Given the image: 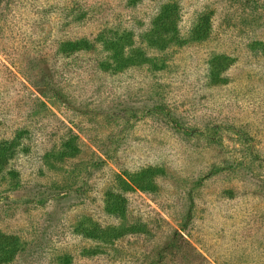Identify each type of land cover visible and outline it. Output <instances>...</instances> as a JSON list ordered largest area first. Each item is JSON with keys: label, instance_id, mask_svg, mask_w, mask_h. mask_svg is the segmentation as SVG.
<instances>
[{"label": "rangeland", "instance_id": "obj_1", "mask_svg": "<svg viewBox=\"0 0 264 264\" xmlns=\"http://www.w3.org/2000/svg\"><path fill=\"white\" fill-rule=\"evenodd\" d=\"M169 2L187 43L147 49ZM208 12L209 37L191 41ZM101 34H130L155 66L103 70ZM79 40L94 48L60 52ZM216 55L233 60L220 84ZM15 137L0 173L10 264H264V0H0V141ZM147 167L156 191L121 181ZM115 198L123 218L106 212ZM136 223L109 243L80 231Z\"/></svg>", "mask_w": 264, "mask_h": 264}, {"label": "trees", "instance_id": "obj_2", "mask_svg": "<svg viewBox=\"0 0 264 264\" xmlns=\"http://www.w3.org/2000/svg\"><path fill=\"white\" fill-rule=\"evenodd\" d=\"M178 11L176 3L169 2L163 4L156 17L153 19L151 29L143 36V43L147 49L156 51H164L169 46H184L187 41L179 37L178 28ZM211 13L200 15L190 31V40L200 42L206 40L211 32ZM96 41L101 44L103 50L108 57L101 64L103 70L113 73L122 72L131 67H139L143 65L155 66V61L148 56V52L144 48L134 46L130 34L121 36L113 35L111 37L104 34L99 35ZM94 45L88 40L64 42L60 45V52L63 54H73L79 51H89ZM232 59L223 55L212 57L209 62V75L214 84L223 83L221 74L231 65ZM19 145V138L12 140L0 141V173L3 172L8 162L15 154ZM64 157L74 155L77 150L72 143H67L64 148ZM73 150V152H68ZM158 170L147 167L138 172L124 173L126 180H121L124 185L133 187L136 190L149 193L156 191L155 177ZM106 212L118 217L124 216V200L115 198L108 200L105 205ZM81 231L82 236L92 241H100L109 243L114 240L123 238L127 235L143 234L146 232V226L142 223L132 225H119L116 227L109 226L100 228L99 226H91ZM20 252V241L16 237L5 236L0 234V264H10Z\"/></svg>", "mask_w": 264, "mask_h": 264}]
</instances>
